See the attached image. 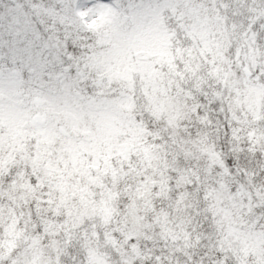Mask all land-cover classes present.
<instances>
[{"label": "snow or ice", "instance_id": "6c2138e0", "mask_svg": "<svg viewBox=\"0 0 264 264\" xmlns=\"http://www.w3.org/2000/svg\"><path fill=\"white\" fill-rule=\"evenodd\" d=\"M3 16L0 264H264V0Z\"/></svg>", "mask_w": 264, "mask_h": 264}, {"label": "rangeland", "instance_id": "374dc122", "mask_svg": "<svg viewBox=\"0 0 264 264\" xmlns=\"http://www.w3.org/2000/svg\"><path fill=\"white\" fill-rule=\"evenodd\" d=\"M8 6V5H5ZM5 6L3 8V12L1 13L3 15L4 11H5ZM14 7V6H12ZM0 16V59L3 57L4 51L6 52H12L14 51V49H2L5 48V43L8 42V40L10 39L11 35L10 33V27H9V21L5 20V18L3 16ZM4 18V20H3ZM10 20V18H9ZM6 22V23H5ZM5 23V24H4ZM167 42L164 39H161L157 42L156 44V52L155 54H157V56H159L162 59H165L167 57V55L169 56L171 53L170 51L167 50ZM118 74H123V73H118ZM12 116H15L18 123H19V127H14L13 129L16 130V132L19 134L20 133V129L21 127L26 126V121H20L19 118L13 114ZM8 116H0V122H3L4 119H6Z\"/></svg>", "mask_w": 264, "mask_h": 264}, {"label": "trees", "instance_id": "16d2710c", "mask_svg": "<svg viewBox=\"0 0 264 264\" xmlns=\"http://www.w3.org/2000/svg\"><path fill=\"white\" fill-rule=\"evenodd\" d=\"M31 2H32V0H0V16L2 15L1 13L3 12V8H4L5 5L15 6L16 3L29 4ZM3 20H4V18H3ZM166 42H167V44H166L167 45V50L170 51L169 42L168 41H166ZM15 44H16V41L14 40L13 36H11L10 39L8 40V42L5 43V48H2V49H14L15 50ZM5 52L6 51H4V53ZM155 55H157V54H155ZM167 57H168V55H167ZM2 59H3V57L0 60H2ZM3 66L4 65L2 63H0V67H3ZM12 115H13V113H9L8 115H6L8 117L6 119H4L3 123L7 124L11 128L19 127V123H18L16 117L12 116Z\"/></svg>", "mask_w": 264, "mask_h": 264}]
</instances>
